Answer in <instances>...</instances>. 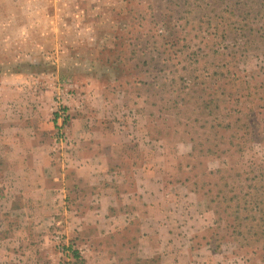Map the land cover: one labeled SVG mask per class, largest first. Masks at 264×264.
<instances>
[{"label": "rangeland", "instance_id": "obj_1", "mask_svg": "<svg viewBox=\"0 0 264 264\" xmlns=\"http://www.w3.org/2000/svg\"><path fill=\"white\" fill-rule=\"evenodd\" d=\"M263 3L0 0V264H87L61 205L29 195L64 185L90 200L97 188L67 158L79 146L108 159L121 132L152 144L158 210L173 212L152 214L158 257L139 256L135 223L99 237L100 264H264ZM99 165L108 182L113 166Z\"/></svg>", "mask_w": 264, "mask_h": 264}, {"label": "crops", "instance_id": "obj_2", "mask_svg": "<svg viewBox=\"0 0 264 264\" xmlns=\"http://www.w3.org/2000/svg\"><path fill=\"white\" fill-rule=\"evenodd\" d=\"M121 133L123 140L120 139L116 143V149L114 152L112 151L108 159H104L105 155L101 154L99 150L89 154L83 152L89 148H76L79 146H75L72 150L76 155L68 154L70 157L67 160L70 164L67 166L75 167L93 188H97V191L92 193L90 200H83V196L80 194L69 197L64 185L51 188L58 190V193H48V189L42 188V190H46L43 195H29L33 202L41 200L45 207H55V213H58V207L61 205L60 210L62 214H66L67 218H63L58 223L64 229V233L69 234L66 238L67 243L72 234L74 242L78 244L77 247L82 249L80 251L93 255V257L87 255V264H100L102 261L103 251L100 244L102 240L97 242L99 237L107 233L117 235L119 232L132 228L135 223H139L140 228L136 240L139 256L152 258L157 255L158 257V254H161L167 245L164 240L166 236L162 235L159 229L163 223H159V220L152 216L158 210V205L164 200L167 192L159 170L161 163L158 162L157 167L156 163L150 162L147 158L148 151L152 149V144L139 143L137 147H133V144L128 147L123 144L124 141L134 137L126 134V132ZM137 140L140 141L141 139L138 138ZM158 148L162 149L163 152L160 155L165 158L164 148L161 146ZM105 161H109L114 168L110 175L107 174L111 177L107 179L108 182H102L105 174L101 175L99 172L101 168L99 164ZM63 164L65 165V162ZM127 165L133 170L132 178L129 181L124 169L120 168ZM50 171L52 170L46 169L44 172L47 175ZM54 178L58 180L61 178L64 184L63 180H67L68 177L66 173H61L55 175ZM161 208L165 212H167L166 210L170 213L173 212L172 208L165 206H161ZM162 210L158 211L162 212ZM148 218L149 222L147 221ZM154 232L155 234H152ZM168 234L170 235L169 232ZM117 245L121 244L117 242ZM110 259L116 261L113 257H109L108 262H111ZM127 264L132 263L128 261ZM133 264L137 263L134 262Z\"/></svg>", "mask_w": 264, "mask_h": 264}, {"label": "trees", "instance_id": "obj_3", "mask_svg": "<svg viewBox=\"0 0 264 264\" xmlns=\"http://www.w3.org/2000/svg\"><path fill=\"white\" fill-rule=\"evenodd\" d=\"M252 1H254V0H252ZM263 1H264V0H263ZM263 4H264V3H263ZM257 13H259V15H261V14H264V11L261 12V10H258ZM152 59H154V58L152 57ZM57 115H58V114H57ZM55 119H56V118H55ZM253 216L256 217V214H255L254 212L249 211V214H247V215L245 216V218H251V217H253ZM263 217H264V216H262L261 219L264 221ZM262 225H263V224H262ZM262 225H261L262 230H260V231L264 232V229H263L264 226H262ZM145 262H148V259H146Z\"/></svg>", "mask_w": 264, "mask_h": 264}, {"label": "built area", "instance_id": "obj_4", "mask_svg": "<svg viewBox=\"0 0 264 264\" xmlns=\"http://www.w3.org/2000/svg\"><path fill=\"white\" fill-rule=\"evenodd\" d=\"M61 140H63V141H65V142H66V141H69V138H68V137L65 135V136H63V137H62V139H61ZM58 237H59V236H58Z\"/></svg>", "mask_w": 264, "mask_h": 264}]
</instances>
